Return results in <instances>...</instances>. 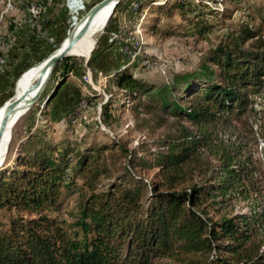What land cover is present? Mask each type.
I'll return each mask as SVG.
<instances>
[{
    "label": "trees",
    "instance_id": "16d2710c",
    "mask_svg": "<svg viewBox=\"0 0 264 264\" xmlns=\"http://www.w3.org/2000/svg\"><path fill=\"white\" fill-rule=\"evenodd\" d=\"M256 14L259 25L242 22L196 66L174 72L168 82L156 85L133 76L129 66H114L111 81L132 110L178 120L176 132L159 141L150 160L134 153L127 160L131 168H155L151 182L128 166L112 175L108 145L71 157L73 148L37 133L22 141L0 168V212L8 213L0 220V264H154L161 258L178 264H264V246L252 243L264 228V210L256 204L264 170L241 142L213 143L214 129L243 122L253 111L252 97L264 92V14ZM63 75L65 70L53 81L48 102ZM204 150L215 156L214 163L202 164ZM74 177L85 192L71 225L80 238L49 215L61 205L60 188ZM239 200L247 201L246 211L228 214L227 207Z\"/></svg>",
    "mask_w": 264,
    "mask_h": 264
},
{
    "label": "rangeland",
    "instance_id": "374dc122",
    "mask_svg": "<svg viewBox=\"0 0 264 264\" xmlns=\"http://www.w3.org/2000/svg\"><path fill=\"white\" fill-rule=\"evenodd\" d=\"M70 1L68 5V0H0V107L19 96L41 61L62 44L72 28L81 27V17L99 0ZM119 1L107 27L90 41L75 46L70 54L76 56L70 55L72 58L56 64L37 101L12 127L0 168L9 163L22 141L37 133L59 146L73 148L71 157L86 147L108 145L111 154H103L114 170L112 175L128 166L151 182L155 168H131L127 160L132 153L135 158L150 160L159 141L176 132L178 120L171 116L158 117L157 111L132 110L123 98V91L111 81L114 66H129L133 76L156 85L168 82L174 72L196 66L224 34L242 22L259 25L256 12L264 14V0H146L147 4L141 7H137L139 0ZM164 1L160 8L156 5ZM173 2L176 6L170 8ZM260 26L264 35V23ZM92 56L95 57L88 61ZM61 70H65V75L58 79L56 93L48 102L49 93L55 89L53 81ZM87 73L85 81L83 77ZM252 99L253 111L247 118L232 123L228 129H214L213 143L241 142L244 150L258 158L264 170V92ZM201 162L212 164L215 156L204 150ZM73 164L74 159L69 166ZM192 180H198L197 169ZM73 181L68 187L60 188L61 205L49 215L71 237L80 238L71 225L85 192L79 188V177ZM261 187L256 204L259 210H264V181ZM246 203L234 201L227 207V213L246 211ZM7 215L1 211L0 220L5 221ZM209 215L219 216L213 212ZM252 243L264 246V228ZM154 264L178 263L161 258Z\"/></svg>",
    "mask_w": 264,
    "mask_h": 264
},
{
    "label": "water",
    "instance_id": "95a60500",
    "mask_svg": "<svg viewBox=\"0 0 264 264\" xmlns=\"http://www.w3.org/2000/svg\"><path fill=\"white\" fill-rule=\"evenodd\" d=\"M118 2L119 0H99L98 2L94 3L91 7H89L87 12L81 17L83 21L82 26L76 30L72 28L66 38L65 44L60 48L54 50L52 53H50L43 59L42 65L40 66L38 71L36 81L27 87L26 91L22 94V96L7 101L4 104V116L0 121V140L6 127L8 125L12 126L16 122V120L37 101L49 80L52 68L55 63L64 58L65 56H76L75 54H70L68 52L70 48L74 45V43L85 32L91 18L95 15V13L103 6L109 3H112V7H114Z\"/></svg>",
    "mask_w": 264,
    "mask_h": 264
},
{
    "label": "bare ground",
    "instance_id": "6f19581e",
    "mask_svg": "<svg viewBox=\"0 0 264 264\" xmlns=\"http://www.w3.org/2000/svg\"><path fill=\"white\" fill-rule=\"evenodd\" d=\"M70 0H68V5L70 4ZM112 7V3H109L105 6H103L101 9H99L95 15L91 18L89 25L87 27V29L85 30V32L80 36V38L74 43V45L70 48L69 52L75 47V46H79L81 44H83L86 41H90V39H92L94 37V35L100 31L101 29L104 28L105 26V22L106 20L109 19L110 15L112 14L113 11ZM83 22V21H82ZM105 23V24H104ZM82 26V25H81ZM96 36V35H95ZM66 42V39L62 42V44L58 47L60 48L61 46H63ZM57 48V49H58ZM43 62V61H42ZM42 65V63H41ZM40 65V66H41ZM40 68V67H39ZM39 68L35 71V73L31 76V78L29 79V81L26 84V87L21 91V93L19 94L18 97L22 96V94L26 91L27 87L30 86L32 83H34L37 79V75H38V71ZM17 98V97H16ZM4 105L2 107H0V121L2 119V117L4 116ZM23 115V114H22ZM21 115V116H22ZM20 116V117H21ZM19 117V118H20ZM18 118V119H19ZM17 119V120H18ZM16 120V121H17ZM15 124V123H14ZM14 124L12 126H7L6 129L4 130L3 134H2V138L0 140V165L5 157L6 151H7V145L10 142L11 139V131H12V127L14 126Z\"/></svg>",
    "mask_w": 264,
    "mask_h": 264
},
{
    "label": "built area",
    "instance_id": "2783aa9c",
    "mask_svg": "<svg viewBox=\"0 0 264 264\" xmlns=\"http://www.w3.org/2000/svg\"><path fill=\"white\" fill-rule=\"evenodd\" d=\"M7 6H8V7L11 6L9 2L7 3ZM88 75H89V74L87 73V75L83 77V79H84L85 81H86V77H88Z\"/></svg>",
    "mask_w": 264,
    "mask_h": 264
}]
</instances>
